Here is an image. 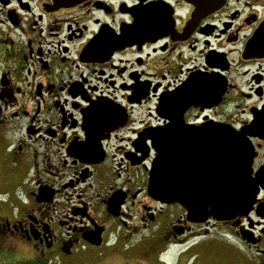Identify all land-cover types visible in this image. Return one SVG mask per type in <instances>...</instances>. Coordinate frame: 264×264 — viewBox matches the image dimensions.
Wrapping results in <instances>:
<instances>
[{
    "label": "flooded vegetation",
    "instance_id": "1",
    "mask_svg": "<svg viewBox=\"0 0 264 264\" xmlns=\"http://www.w3.org/2000/svg\"><path fill=\"white\" fill-rule=\"evenodd\" d=\"M223 126L247 132L255 175L264 0H0V264H172L180 248L189 264L196 247L199 264H264L263 187L230 220L149 192L162 141L185 187L191 132Z\"/></svg>",
    "mask_w": 264,
    "mask_h": 264
},
{
    "label": "water",
    "instance_id": "2",
    "mask_svg": "<svg viewBox=\"0 0 264 264\" xmlns=\"http://www.w3.org/2000/svg\"><path fill=\"white\" fill-rule=\"evenodd\" d=\"M186 1L202 11L214 10L217 1L220 2ZM191 133L196 138L189 139L191 161L186 173L190 172L191 175L188 181H183L187 182L185 187H178L180 180L169 177V171L173 170L170 164L174 159L164 140L160 143L159 155L152 167L150 194L163 202L180 203L195 219L213 217L230 220L246 216L256 202L260 187L264 190V166L253 177L254 152L247 132L237 134L231 127L223 126L208 128L205 132L198 129ZM196 168L201 170L200 174L195 175ZM172 181L176 184L173 185Z\"/></svg>",
    "mask_w": 264,
    "mask_h": 264
},
{
    "label": "rangeland",
    "instance_id": "3",
    "mask_svg": "<svg viewBox=\"0 0 264 264\" xmlns=\"http://www.w3.org/2000/svg\"><path fill=\"white\" fill-rule=\"evenodd\" d=\"M183 248H180V250H179V252L182 250ZM198 251H199V247H196L195 249H192L191 251H189L188 253H186V255H185V259H184V261L185 262H189V264H199L200 263V260L198 259V257L197 256H195V254L196 253H198ZM178 252V249H171V254H170V256H171V258L173 259V261H172V259H169V261H172V264H176L177 262H178V256H179V252ZM174 253L176 254L175 256H174ZM181 261H183V258H182V260Z\"/></svg>",
    "mask_w": 264,
    "mask_h": 264
}]
</instances>
